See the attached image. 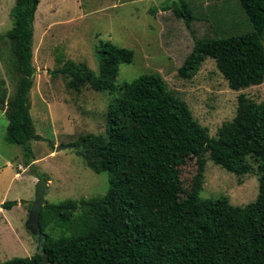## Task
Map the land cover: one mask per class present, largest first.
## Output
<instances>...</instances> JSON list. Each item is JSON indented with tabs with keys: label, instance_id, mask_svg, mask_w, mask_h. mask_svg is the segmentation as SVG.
<instances>
[{
	"label": "trees",
	"instance_id": "obj_1",
	"mask_svg": "<svg viewBox=\"0 0 264 264\" xmlns=\"http://www.w3.org/2000/svg\"><path fill=\"white\" fill-rule=\"evenodd\" d=\"M40 1L16 0L10 11L13 27L8 36L22 77L8 106L0 99V110L8 107L5 138L22 146L28 165L35 159L31 141L42 139L30 112ZM238 2L251 30L199 38L189 3L173 0L174 13L195 38L179 67L182 77L192 78L211 57L232 89L264 81V0ZM98 53V72L73 59L60 71L71 87L90 84L94 90L113 93L107 135L88 133L81 138L93 156L87 158L88 165L97 173L109 172L108 189L91 199L47 202L40 214L39 249L0 264H264V101L240 93L236 115L213 136L159 73L116 83L120 65L134 61V49L108 42ZM207 152L237 174L247 171V156L258 159L257 198L235 205L226 196L201 200L194 190L181 199L179 163L194 155L202 165ZM16 203L7 200L3 207ZM52 223L62 227L63 234L53 236L47 230Z\"/></svg>",
	"mask_w": 264,
	"mask_h": 264
},
{
	"label": "rangeland",
	"instance_id": "obj_2",
	"mask_svg": "<svg viewBox=\"0 0 264 264\" xmlns=\"http://www.w3.org/2000/svg\"><path fill=\"white\" fill-rule=\"evenodd\" d=\"M186 1L194 12L192 26L199 38L252 29L238 0ZM15 2L0 0V99L6 106L22 77L8 36ZM34 26L36 74L30 112L42 139L31 141L35 159L28 165L22 146L5 138L8 107L0 110V262L31 256L39 249V240L26 227L37 183L44 179L39 176H47L46 199L53 203L95 198L108 189L109 172L97 173L88 165L87 158L93 156L81 138L88 133L107 135L113 93L94 90L90 84L80 89L69 86V78L60 71L68 59L85 62L98 72V50L108 42L134 49V61L120 65L116 83L121 85L143 73H159L213 136L236 115L240 93L264 101V81L232 89L211 57L192 78L179 74L195 38L184 19L174 13L173 0H41ZM202 159L200 165L198 157L190 155L179 163L181 199L194 190L201 200L226 196L235 205L257 198L258 159L247 156L248 169L242 174L216 163L209 152ZM7 200L17 203L4 208ZM47 230L55 237L63 234V228L53 223ZM157 258L162 259V255Z\"/></svg>",
	"mask_w": 264,
	"mask_h": 264
},
{
	"label": "water",
	"instance_id": "obj_3",
	"mask_svg": "<svg viewBox=\"0 0 264 264\" xmlns=\"http://www.w3.org/2000/svg\"><path fill=\"white\" fill-rule=\"evenodd\" d=\"M47 179H40L36 186V196L32 200L31 210L29 213L28 220L26 222V227L31 231V233L37 236L38 240L41 239V231L39 227V220L42 206L47 204L46 194H47ZM2 205V203H0Z\"/></svg>",
	"mask_w": 264,
	"mask_h": 264
},
{
	"label": "crops",
	"instance_id": "obj_4",
	"mask_svg": "<svg viewBox=\"0 0 264 264\" xmlns=\"http://www.w3.org/2000/svg\"><path fill=\"white\" fill-rule=\"evenodd\" d=\"M36 161V160H35ZM17 175V174H16ZM48 183H49V180H48Z\"/></svg>",
	"mask_w": 264,
	"mask_h": 264
}]
</instances>
